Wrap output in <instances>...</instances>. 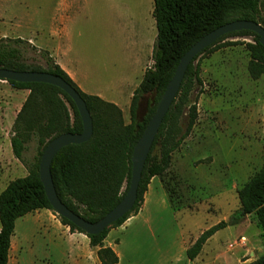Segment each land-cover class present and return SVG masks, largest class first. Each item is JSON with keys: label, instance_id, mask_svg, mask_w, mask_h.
Here are the masks:
<instances>
[{"label": "rangeland", "instance_id": "rangeland-1", "mask_svg": "<svg viewBox=\"0 0 264 264\" xmlns=\"http://www.w3.org/2000/svg\"><path fill=\"white\" fill-rule=\"evenodd\" d=\"M58 1L0 0V35L26 37L24 29L31 21L43 30V43L49 42L50 32L58 26ZM153 12L154 0H71V60L76 62L81 85L87 94L107 101H114V94L123 90L118 101L126 124H130V87L141 83L148 57L153 66L157 39ZM11 22L20 29L12 28ZM227 42L252 44L253 38L232 37ZM42 52L47 51L31 50L28 58L42 64ZM137 56L141 61H136ZM250 61L245 45L201 59L202 85L192 96V102L198 100L199 120L163 179L174 212L160 211L143 241L132 235V229L125 233V246L141 247L146 264H152L153 251L167 252L170 247L175 253L181 237L196 240L222 222L228 227L211 238L195 264H253L264 257V233L256 217L241 218L240 193L264 166V75L252 80ZM22 103L20 91L0 81V195L11 182L28 175L20 162L16 167L8 157L13 156L8 143ZM145 107L144 102L141 115ZM187 123L185 116L184 129ZM36 154L34 142L25 156L33 160ZM149 232L157 233L156 240L149 238ZM9 264H71L70 228L48 210L19 219Z\"/></svg>", "mask_w": 264, "mask_h": 264}, {"label": "trees", "instance_id": "trees-1", "mask_svg": "<svg viewBox=\"0 0 264 264\" xmlns=\"http://www.w3.org/2000/svg\"><path fill=\"white\" fill-rule=\"evenodd\" d=\"M262 1L154 0L157 39L153 66L146 71L132 99L130 124H126L119 107L84 93L49 53L42 52V64L35 63V59L28 58V53L36 48L28 42L9 38L0 40L1 69L58 76L79 93L91 113L94 124L92 139L82 145L64 148L52 164L57 194L71 211L95 224L122 202L130 188L134 148L155 115L183 56L209 33L227 24L251 21L264 27V22L259 20ZM240 36L252 37L253 43L227 42L229 38ZM238 45H245L250 52L248 72L251 79L258 81L264 75V47L260 38L252 32L229 34L195 58L155 140L145 165L137 202L129 214L96 236H88L66 219L60 218L62 225L70 228L72 233L89 238L91 248L98 249L101 264H119L117 253L105 247V240L111 230L122 227L138 215L151 181L159 178L163 183L172 167L174 154L191 136L199 120L198 100L192 102V96L196 88L202 85L201 59ZM8 84L15 90L30 91L14 122L10 139L13 156L26 168L28 175L11 182L0 195V264H9L12 239L19 219L40 210L54 212L39 175L46 147L63 134L83 133L75 103L59 88L47 84ZM144 102L145 114L141 115ZM185 116L188 117L186 129L182 126ZM34 142L37 154L33 160H27L25 155ZM240 203L241 218L254 215L264 233V166L241 191ZM170 204L174 210L172 202ZM227 227L228 224L222 222L204 232L188 249V259L195 261L206 243ZM253 264H264V257Z\"/></svg>", "mask_w": 264, "mask_h": 264}, {"label": "water", "instance_id": "water-1", "mask_svg": "<svg viewBox=\"0 0 264 264\" xmlns=\"http://www.w3.org/2000/svg\"><path fill=\"white\" fill-rule=\"evenodd\" d=\"M244 31L256 34L260 38L261 45L264 47V27L261 24L251 21H237L222 26L209 33L183 56L173 79L166 88L155 115L151 119L145 132L134 148L132 156V179L127 195L122 202L105 218L95 224L85 221L83 218L71 211L60 200L52 176L53 161L64 148L72 145L85 144L93 137L94 124L86 102L71 85L58 76L36 72H15L0 68L1 82L47 84L57 87L72 99L78 109L83 124V133L77 135L63 134L52 140L46 147L40 162V179L44 186L48 200L57 216L66 219L79 230L83 231L86 235L96 236L103 233L118 220L129 214L137 202L138 190L148 157L163 125L164 119L169 113L180 92L189 66L197 56H199L204 50L216 44L221 38L229 34Z\"/></svg>", "mask_w": 264, "mask_h": 264}, {"label": "crops", "instance_id": "crops-1", "mask_svg": "<svg viewBox=\"0 0 264 264\" xmlns=\"http://www.w3.org/2000/svg\"><path fill=\"white\" fill-rule=\"evenodd\" d=\"M56 12L59 14L57 19L58 26L56 28H53L52 31L50 32L49 42L45 41L43 43V30L41 28H38L36 25L34 26L33 22L31 21L27 22L25 29L24 27H22L25 33H27L26 37L25 35L24 36L20 35L18 37L11 38L8 36V34L4 33L0 35V39H4V38L21 39L23 41L28 42L32 47L47 51L48 53H50V56L51 58H53L55 63L58 66H60V68L65 73L68 74V76L77 84V86L84 93H86L85 89L81 85L82 78L79 76V73L75 67L76 62L71 60V28L69 27V22L71 21L69 15L71 12V0H59L56 5ZM11 23H12L11 24L12 28L20 29L17 23L14 22ZM151 57H153V53ZM136 61L137 62L141 61V57L140 59H138L137 56ZM147 61L148 63H144V67L142 70L143 78L146 71L149 68H151L150 67L151 60L149 57ZM126 81L127 84L131 83V81L128 80ZM126 81H124L125 83L124 85H126ZM140 84L139 85L135 84L130 87L131 103L134 94L136 90L139 88ZM20 93L21 95H23L24 98V103H22V107H23L30 95V91L23 90L20 91ZM92 96H97V95H92ZM114 96L116 98L114 99V101H107V99L101 97V95L97 97L101 98L105 102L116 105L122 110L121 108L122 103H120L118 100H120V98L124 96V91L122 90L118 94H114ZM131 103H130V107H131ZM122 112L124 115L123 110ZM16 118L17 115L15 116L14 119L16 120ZM8 147L9 149L12 150L11 140L8 143ZM8 157L11 160V163H13L17 167V163L19 161L15 159L14 156L10 157L9 155ZM160 211H167L170 214H173L174 212L168 200L167 192L165 190L162 181L159 178H154L151 181V184L149 185L143 207L141 211L138 213V215L129 219L122 227L111 230L107 239L104 242L106 248H111L117 253L119 257V264H146L145 257L143 258L142 256L143 251L141 247H136L134 244L132 245L131 248H127L125 246L127 245L128 242L126 241L125 233H127L130 229H132V235L138 240L143 241L145 238L144 234H146V230L152 231L154 229V226L156 224V215ZM144 230L145 232H143ZM149 234H151L149 235L150 239L153 238L154 240H156L155 238L157 236L156 232L153 233L149 232ZM199 238L200 236H198L196 240L187 241L184 237H181L180 242L177 245V251L175 253L172 252L170 247L167 252L165 250L162 251L160 249L153 251L152 264H195L196 263L195 261H197L198 258L202 257V254L204 253L205 250L204 249L205 246L200 256L195 261H190L188 259L187 251ZM97 251L98 249L91 248L90 240L87 236L83 234L71 232V264H101L97 256Z\"/></svg>", "mask_w": 264, "mask_h": 264}, {"label": "built area", "instance_id": "built-area-1", "mask_svg": "<svg viewBox=\"0 0 264 264\" xmlns=\"http://www.w3.org/2000/svg\"><path fill=\"white\" fill-rule=\"evenodd\" d=\"M243 241H245V240H243Z\"/></svg>", "mask_w": 264, "mask_h": 264}]
</instances>
